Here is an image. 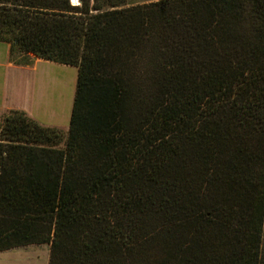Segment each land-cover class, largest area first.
Listing matches in <instances>:
<instances>
[{"label":"trees","instance_id":"1","mask_svg":"<svg viewBox=\"0 0 264 264\" xmlns=\"http://www.w3.org/2000/svg\"><path fill=\"white\" fill-rule=\"evenodd\" d=\"M0 0V42L75 67L68 136L0 129V252L264 264V0Z\"/></svg>","mask_w":264,"mask_h":264},{"label":"crops","instance_id":"2","mask_svg":"<svg viewBox=\"0 0 264 264\" xmlns=\"http://www.w3.org/2000/svg\"><path fill=\"white\" fill-rule=\"evenodd\" d=\"M60 67L68 69L71 66L33 55L28 64H16L11 58V45L0 42V117L20 111L42 126L69 133L66 126L59 125L63 121L69 123L70 128V120L66 117L69 105L61 101L60 92L54 88V77L50 75Z\"/></svg>","mask_w":264,"mask_h":264},{"label":"rangeland","instance_id":"3","mask_svg":"<svg viewBox=\"0 0 264 264\" xmlns=\"http://www.w3.org/2000/svg\"><path fill=\"white\" fill-rule=\"evenodd\" d=\"M128 1L130 4L137 5L138 3H150L158 0ZM50 75L54 77V88L60 92L61 101H64L63 103L69 105L68 108L66 107V117L68 116V119L70 120L77 86L78 70L75 67H69L68 69L60 67L50 73ZM7 115H9V113L0 117V129L2 128L4 118ZM59 123L62 127L66 126L67 129H69V123H64L63 121ZM61 131L65 137L68 136V133L63 130ZM50 256L51 246L49 244L30 245L0 252V264H49Z\"/></svg>","mask_w":264,"mask_h":264},{"label":"bare ground","instance_id":"4","mask_svg":"<svg viewBox=\"0 0 264 264\" xmlns=\"http://www.w3.org/2000/svg\"><path fill=\"white\" fill-rule=\"evenodd\" d=\"M74 2L76 6L79 5V0H74Z\"/></svg>","mask_w":264,"mask_h":264},{"label":"water","instance_id":"5","mask_svg":"<svg viewBox=\"0 0 264 264\" xmlns=\"http://www.w3.org/2000/svg\"><path fill=\"white\" fill-rule=\"evenodd\" d=\"M79 4H80V2H79ZM72 5H74V6H75V2H74V0L72 1Z\"/></svg>","mask_w":264,"mask_h":264}]
</instances>
